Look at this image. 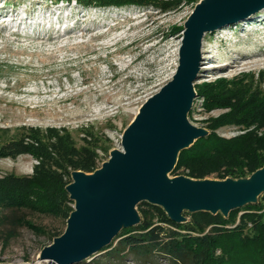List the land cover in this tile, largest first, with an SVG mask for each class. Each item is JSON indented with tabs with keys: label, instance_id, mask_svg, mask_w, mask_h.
<instances>
[{
	"label": "rangeland",
	"instance_id": "374dc122",
	"mask_svg": "<svg viewBox=\"0 0 264 264\" xmlns=\"http://www.w3.org/2000/svg\"><path fill=\"white\" fill-rule=\"evenodd\" d=\"M146 1L95 7L61 0H0L1 6L11 9L2 11L6 20L0 19V178L33 173L40 159L16 146L22 140L31 143L26 137L33 131H38L37 136L66 171L76 163L100 167L111 151L122 150L125 128L175 73L184 24L200 0ZM261 10L204 33L194 82L199 93L187 116L191 125L205 129L229 110L219 105L207 108L203 84L221 82L229 89L251 83L264 92V63L242 66L238 62L243 53L264 50V23L257 20L264 19ZM23 15L29 16V23L21 20ZM162 35L166 42L161 41ZM142 37L147 41L137 44L136 39ZM242 129L240 124L218 123L213 131L232 138L247 130L260 134L264 127L254 124ZM223 163V158L191 161L204 169ZM50 167L64 172L54 164ZM188 168L175 174L185 175ZM205 178L218 179L216 172ZM263 196L258 200L264 204ZM244 212H238L226 226L238 225ZM16 213L47 233L38 235L25 226L12 225L3 220L10 211L0 210V264H47L38 259L40 252L51 243L50 233L64 231L66 220L27 209ZM213 226L220 224H209L204 233ZM102 248L71 264H174L157 251L137 254L124 249L115 256L108 253L110 248Z\"/></svg>",
	"mask_w": 264,
	"mask_h": 264
},
{
	"label": "water",
	"instance_id": "95a60500",
	"mask_svg": "<svg viewBox=\"0 0 264 264\" xmlns=\"http://www.w3.org/2000/svg\"><path fill=\"white\" fill-rule=\"evenodd\" d=\"M264 6V0H200L184 24L178 66L172 78L139 108L125 128L122 150L92 172L73 170L65 189L73 202L64 231L38 257L47 264H71L108 245L122 229L141 220L143 201L161 207L175 222L184 212L227 217L235 208L259 202L264 164L245 177L211 180L168 177L181 150L209 133L187 119L200 64L204 33L235 22Z\"/></svg>",
	"mask_w": 264,
	"mask_h": 264
},
{
	"label": "trees",
	"instance_id": "16d2710c",
	"mask_svg": "<svg viewBox=\"0 0 264 264\" xmlns=\"http://www.w3.org/2000/svg\"><path fill=\"white\" fill-rule=\"evenodd\" d=\"M61 1L95 7L148 2L146 0ZM249 86H252L251 83L227 89L221 82L201 86L207 108L219 105L229 110L213 120L215 124L207 127L209 133L206 136L196 139L191 146L180 151L170 175H184L175 172L190 166L185 175L195 179H203L211 172H216L218 179L239 178L249 175L264 164V130L260 134L258 130H247L232 138H223L213 131L218 123L240 124L243 126L242 130L254 124L258 128L264 127V92L255 86ZM195 91L197 95L199 92L196 89ZM37 134L38 131H33L26 137L35 145L30 142L23 144L24 140H22L16 146L37 157L40 162L34 167L30 176L10 174L0 178V210L10 211V214L3 216L4 221L12 225L25 226L38 235H45L47 233L45 229L16 212L27 209L66 220L73 210V202L65 189V186L71 182L70 172L73 170L92 172L97 167L92 169L90 164L76 163L72 164V170L66 171L64 164L58 163L51 156V152L45 147L46 142ZM57 139L60 140L61 137H56ZM104 151L107 152V148ZM220 158L225 159V164L216 168L204 169L191 164V161L199 163ZM51 164L56 168L64 169V172L52 169ZM137 210L140 214V222L122 228L102 249L110 248L108 253L115 256L124 249L137 254L157 251L169 257L174 264H264L263 202L232 209L227 217L219 212L216 214L206 211L184 212L183 215L189 217L185 222L171 220L161 207L145 201L137 205ZM248 210L253 212H247ZM240 211L246 212L240 216L238 225L227 227L226 225L234 222ZM155 216L158 217L156 221H154ZM212 223L220 224V227L213 226L204 233L205 228ZM61 233H50V242ZM117 239L116 245L112 247V243Z\"/></svg>",
	"mask_w": 264,
	"mask_h": 264
},
{
	"label": "bare ground",
	"instance_id": "6f19581e",
	"mask_svg": "<svg viewBox=\"0 0 264 264\" xmlns=\"http://www.w3.org/2000/svg\"><path fill=\"white\" fill-rule=\"evenodd\" d=\"M188 1V0H187ZM200 3V1L199 2H197V4H199ZM32 4V3H31ZM25 8V7H24ZM63 8V7H62ZM50 9V8H49ZM260 9H262L260 12L262 13L263 11H264V6H262L261 8H259L258 10H256V11H254V12H252V13H250V14H248L246 17H248V16H250V15H253V14H255L256 12H258ZM6 10H8L7 12H11V9H9V7H4V6H1L0 5V19H4V20H6V16H7V14L6 15H3L2 14V11L4 12V11H6ZM67 10V9H66ZM12 11H14V9H12ZM20 11V10H19ZM28 11V10H27ZM6 12V13H7ZM59 12V11H58ZM14 13L15 12H13V15H14ZM52 13V12H51ZM64 13V12H63ZM65 14V13H64ZM258 14H260V13H258ZM262 14H264V12L262 13ZM17 14H15L14 16H16ZM19 15V14H18ZM61 15V14H60ZM8 16H10V13H8ZM11 16H12V14H11ZM71 16H72V14H71ZM258 16V15H257ZM262 16V15H261ZM69 17V16H68ZM75 17H76V15H75ZM245 17V18H246ZM11 18V17H10ZM71 18V17H70ZM13 19V18H12ZM22 19H25V20H27V22H28V20H29V16H25V15H23V18H21V20ZM62 19V18H61ZM67 19V18H66ZM21 20H19V24L22 26V22L23 21H21ZM258 21H259V23H261V24H263L264 23V19L263 20H260V19H257ZM41 21H42V19H41ZM246 21V20H245ZM257 21V22H258ZM15 22V21H14ZM45 22V21H44ZM57 22V21H56ZM75 22H77V24H79L78 23V20H75ZM8 23V22H7ZM29 23V22H28ZM50 23V22H49ZM47 24H48V22H47ZM61 24V23H60ZM121 24V23H120ZM1 25V24H0ZM5 25V24H4ZM19 25V26H20ZM242 27H243V24H242ZM21 28V27H20ZM225 28H229L228 26H226V27H224L223 29H225ZM60 31V30H59ZM215 31H218V30H215ZM141 32V31H140ZM87 33V32H86ZM29 34V33H28ZM31 34V33H30ZM55 34V33H54ZM53 35V34H52ZM59 35V34H58ZM148 36V35H147ZM163 36V35H162ZM50 37H52V36H50ZM93 37V36H92ZM132 37V36H131ZM163 39H161V41H164L165 40V37L163 36L162 37ZM54 39V38H53ZM147 41V39L144 37H142V38H137L136 39V41L135 42H137V44H139V43H142V42H146ZM167 40H165V42H166ZM140 45V44H139ZM153 45H155V44H153ZM164 45V44H163ZM161 46V45H160ZM201 49V48H200ZM259 51H261V52H255V53H252V54H249V53H247V55L246 54H242L241 56H240V60L238 61L239 62V65H242V66H247V65H249L250 63H252V65H258L260 62H263L264 63V50L262 51V50H259ZM262 53V54H261ZM257 56H259L258 58H256ZM253 57H254V59H253Z\"/></svg>",
	"mask_w": 264,
	"mask_h": 264
}]
</instances>
